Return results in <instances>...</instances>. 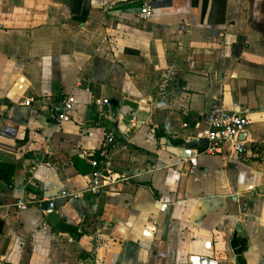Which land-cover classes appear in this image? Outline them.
Listing matches in <instances>:
<instances>
[{"label":"crops","instance_id":"crops-1","mask_svg":"<svg viewBox=\"0 0 264 264\" xmlns=\"http://www.w3.org/2000/svg\"><path fill=\"white\" fill-rule=\"evenodd\" d=\"M141 2L0 0V264H264V0ZM213 103L248 112L238 157Z\"/></svg>","mask_w":264,"mask_h":264},{"label":"built area","instance_id":"built-area-1","mask_svg":"<svg viewBox=\"0 0 264 264\" xmlns=\"http://www.w3.org/2000/svg\"><path fill=\"white\" fill-rule=\"evenodd\" d=\"M152 0H142L139 8L138 17L140 19L149 18L152 15ZM100 103V100H97ZM101 103L110 105V102L103 99ZM73 97L68 96L63 103L61 113L57 114L58 121H69L70 116L68 111L72 108ZM206 129L203 132L208 140L206 147L207 152L219 151L223 144L229 147V154L235 157L244 153V142L239 136L244 133L248 125V112L228 110L219 103L211 104L210 108L204 115ZM104 145L112 143L114 136L111 132H104ZM89 163L92 170L89 174L87 190L92 193H100L108 190V187L117 180V176L110 170L102 169L99 166V161L96 158H90ZM63 197L77 198L80 191H65L61 192ZM17 209H25L26 201L18 200L14 203Z\"/></svg>","mask_w":264,"mask_h":264},{"label":"trees","instance_id":"trees-1","mask_svg":"<svg viewBox=\"0 0 264 264\" xmlns=\"http://www.w3.org/2000/svg\"><path fill=\"white\" fill-rule=\"evenodd\" d=\"M95 158L99 159L97 156H95ZM13 172H14V167L12 164L6 162H0V179L8 186L12 185ZM38 195H36L35 197L36 200H40V197ZM55 229L59 231H68L71 233H75V227L65 225L62 223H58L55 226Z\"/></svg>","mask_w":264,"mask_h":264},{"label":"water","instance_id":"water-1","mask_svg":"<svg viewBox=\"0 0 264 264\" xmlns=\"http://www.w3.org/2000/svg\"><path fill=\"white\" fill-rule=\"evenodd\" d=\"M169 148H170V150L172 152H174V151L178 152L179 155H183L184 156V155L187 154V152H185V150H179V148L176 149V147H173V146H170ZM53 196H54V194H48V193L44 192V197L47 200H44V201L41 202V207L44 208V209L54 207L55 206V202L53 200H50L51 197H53Z\"/></svg>","mask_w":264,"mask_h":264}]
</instances>
